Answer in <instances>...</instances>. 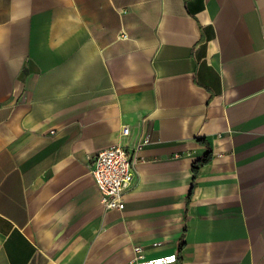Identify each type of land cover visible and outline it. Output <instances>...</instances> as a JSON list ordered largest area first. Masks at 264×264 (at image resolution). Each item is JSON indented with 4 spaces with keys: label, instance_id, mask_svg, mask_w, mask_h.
<instances>
[{
    "label": "crops",
    "instance_id": "crops-1",
    "mask_svg": "<svg viewBox=\"0 0 264 264\" xmlns=\"http://www.w3.org/2000/svg\"><path fill=\"white\" fill-rule=\"evenodd\" d=\"M113 144L133 178L104 209L91 158ZM134 246L264 264V0H0V264Z\"/></svg>",
    "mask_w": 264,
    "mask_h": 264
},
{
    "label": "built area",
    "instance_id": "built-area-1",
    "mask_svg": "<svg viewBox=\"0 0 264 264\" xmlns=\"http://www.w3.org/2000/svg\"><path fill=\"white\" fill-rule=\"evenodd\" d=\"M126 37V34H121ZM127 133V126H123ZM149 142L145 136L136 145V149ZM134 153L123 145L113 144L91 158L90 173L100 192V204L104 209H121L124 206V193L133 178ZM133 264H170L175 255L146 256L141 246L133 247Z\"/></svg>",
    "mask_w": 264,
    "mask_h": 264
},
{
    "label": "trees",
    "instance_id": "trees-1",
    "mask_svg": "<svg viewBox=\"0 0 264 264\" xmlns=\"http://www.w3.org/2000/svg\"><path fill=\"white\" fill-rule=\"evenodd\" d=\"M200 141L204 143V141L202 140ZM210 156H211V151L210 148L208 147L206 153L202 157L192 162V172L194 177L197 175L198 168L201 165L207 163L208 160L210 159Z\"/></svg>",
    "mask_w": 264,
    "mask_h": 264
}]
</instances>
